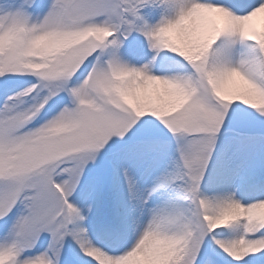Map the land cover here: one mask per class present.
Returning <instances> with one entry per match:
<instances>
[{
    "label": "snow or ice",
    "instance_id": "1",
    "mask_svg": "<svg viewBox=\"0 0 264 264\" xmlns=\"http://www.w3.org/2000/svg\"><path fill=\"white\" fill-rule=\"evenodd\" d=\"M0 264H264V0H0Z\"/></svg>",
    "mask_w": 264,
    "mask_h": 264
}]
</instances>
